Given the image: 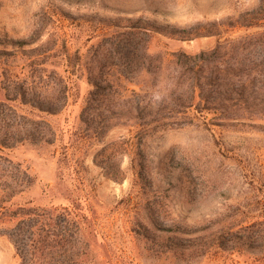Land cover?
<instances>
[{
  "label": "rangeland",
  "instance_id": "1",
  "mask_svg": "<svg viewBox=\"0 0 264 264\" xmlns=\"http://www.w3.org/2000/svg\"><path fill=\"white\" fill-rule=\"evenodd\" d=\"M258 1L0 0V50L16 54L13 64L19 69L26 64L23 54L28 50L50 48L57 37L66 36V47L59 42L55 57H48L47 63L65 78L70 90L63 110L45 116L55 133L53 143L0 146V211L21 206L69 211L80 221L89 242L87 264H258L264 260V237L256 242L262 250L226 242L240 227L264 220V116L259 111L238 112L230 116L237 120L219 124L218 115L193 114L191 125L148 133L141 141L133 124L122 121L104 142L133 136L140 144L124 156V179L119 183L103 176L93 163L100 145L80 138L79 120L91 91L86 68L97 41L88 36L97 21L125 26V20L131 19L170 32L172 27L184 29L236 17ZM40 27L41 38L36 40ZM260 31L225 30L220 41ZM165 34L150 35L149 54L194 55L219 40L211 36L179 41ZM34 39V44L25 45ZM157 96L153 92V98ZM24 172L30 186L3 201L1 190L17 188ZM12 224L5 221L0 228ZM218 238L229 250L210 248ZM0 264H19L5 236H0Z\"/></svg>",
  "mask_w": 264,
  "mask_h": 264
},
{
  "label": "trees",
  "instance_id": "2",
  "mask_svg": "<svg viewBox=\"0 0 264 264\" xmlns=\"http://www.w3.org/2000/svg\"><path fill=\"white\" fill-rule=\"evenodd\" d=\"M125 21V26L97 21L88 36V40L97 42L91 48L86 68L91 91L79 118L80 138L100 145L93 154V163L107 179L117 183L124 179L122 160L133 146L140 144L134 142L133 136L104 142L107 133L122 121L133 124L135 136L141 141L148 133L191 125L193 114L218 115V124L237 120L230 116L238 112L259 111L264 116V0L236 17L184 29L172 27L170 32L131 19ZM230 29L262 31L220 41L223 31ZM41 31L43 27L37 29L36 40L41 38ZM152 33H167L179 41L211 36L219 40L213 48L194 55L182 51L152 55L148 53ZM34 42L35 39L25 45ZM59 42L65 48L66 36L57 37L50 48L41 45L28 50L23 54L26 64L19 69L13 64L16 54L0 50L5 57L0 58V91L4 94L0 100L2 148L53 143L55 133L45 116L59 114L70 96L65 78L48 68V57H55ZM76 58L79 63L82 61L79 52ZM124 84L139 90L130 91ZM153 92H158L155 99ZM119 111L131 115L127 118ZM23 175L17 188L8 186L1 190L3 201H10L30 186L28 175ZM140 176L141 172L137 173V179ZM2 210L0 223L13 224L0 228V236L13 245L19 264H87L89 242L82 234L80 221L69 211L25 206ZM263 233L264 220L240 227L226 242L262 250L256 242L264 237ZM225 247L219 238L210 246L229 250ZM258 262L264 264V260Z\"/></svg>",
  "mask_w": 264,
  "mask_h": 264
}]
</instances>
